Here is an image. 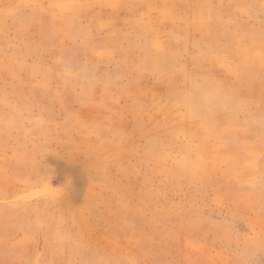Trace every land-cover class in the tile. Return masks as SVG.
Listing matches in <instances>:
<instances>
[{"label": "rangeland", "instance_id": "obj_1", "mask_svg": "<svg viewBox=\"0 0 264 264\" xmlns=\"http://www.w3.org/2000/svg\"><path fill=\"white\" fill-rule=\"evenodd\" d=\"M0 264H264V0H0Z\"/></svg>", "mask_w": 264, "mask_h": 264}]
</instances>
